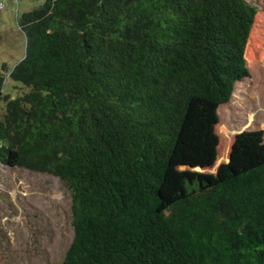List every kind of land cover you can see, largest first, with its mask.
Instances as JSON below:
<instances>
[{"label":"trees","instance_id":"16d2710c","mask_svg":"<svg viewBox=\"0 0 264 264\" xmlns=\"http://www.w3.org/2000/svg\"><path fill=\"white\" fill-rule=\"evenodd\" d=\"M256 14L249 0H44L17 20L0 165L69 195L72 241L47 264H264L263 132L203 171Z\"/></svg>","mask_w":264,"mask_h":264},{"label":"rangeland","instance_id":"374dc122","mask_svg":"<svg viewBox=\"0 0 264 264\" xmlns=\"http://www.w3.org/2000/svg\"><path fill=\"white\" fill-rule=\"evenodd\" d=\"M249 1L257 8L244 52L249 76L235 84L230 101L217 110V160L206 173L214 174L228 161L237 134L262 131L264 144V0ZM0 3V72L7 80L4 94L15 96L21 85L8 74L24 58L26 45L17 20L44 0ZM72 237L70 199L62 184L48 175L0 165V264L58 263Z\"/></svg>","mask_w":264,"mask_h":264}]
</instances>
